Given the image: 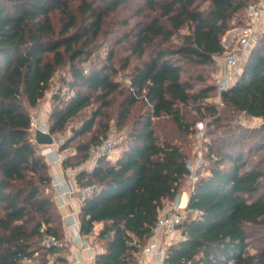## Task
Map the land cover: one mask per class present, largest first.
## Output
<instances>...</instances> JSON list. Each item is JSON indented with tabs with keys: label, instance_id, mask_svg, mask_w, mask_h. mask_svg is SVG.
<instances>
[{
	"label": "trees",
	"instance_id": "obj_1",
	"mask_svg": "<svg viewBox=\"0 0 264 264\" xmlns=\"http://www.w3.org/2000/svg\"><path fill=\"white\" fill-rule=\"evenodd\" d=\"M257 1L0 0V264H69L50 166L31 132V109L63 70L66 92L60 86L51 97L52 136L99 103L60 145L65 151L80 139L62 160L65 170L82 165L104 140L99 132L109 129L114 96H121L122 119L142 109L121 154L103 155L76 175L80 186L97 184L78 213L82 236L100 224L95 239L103 250L94 264H135L166 200H176L188 178L197 154L190 137L206 117L207 171L192 185L181 238L167 247L163 263L264 264V127L234 122L239 115L264 119V34L222 94L223 109L211 101L223 36L236 19L245 25L247 7ZM123 10L128 14L114 21L123 28L115 44L130 56L119 66L114 49L101 59L95 45L108 36L107 18ZM126 69L129 85L115 79ZM48 234L62 245L45 247Z\"/></svg>",
	"mask_w": 264,
	"mask_h": 264
},
{
	"label": "rangeland",
	"instance_id": "obj_2",
	"mask_svg": "<svg viewBox=\"0 0 264 264\" xmlns=\"http://www.w3.org/2000/svg\"><path fill=\"white\" fill-rule=\"evenodd\" d=\"M127 14H128V11L123 10L119 14H113L112 16H109L107 18L106 25H105V28L107 29V31L109 30L108 36H106L107 34H105L102 38L103 40L101 39L102 41L95 45L101 59H104V57L108 54L110 49H114L115 50L114 60L119 66L121 65V63L126 57L130 56V51H128L124 45L123 47L121 45L115 44V40L116 38L118 39L123 28L121 27L120 22L115 23L114 21L122 20V18H124ZM243 21L244 23L246 22V15ZM237 22H238V19H236L234 22L235 26L232 27L229 31H227L226 34L223 36V43L225 45L226 51L221 57L217 58V65L213 66V69H211V81L214 82L216 86H218L219 82L224 80V78L230 75H234L233 79H231L230 81V84L232 82H235L237 78L240 76L247 62V58H245V61H243L242 64L237 69H232L228 67L224 62V56L226 55L227 52H229L232 49V46L234 44L235 37L237 35L236 29L240 27L239 25H237ZM131 23H133V21ZM262 34H264V29L260 28L258 31L257 40L255 44L253 45V47L257 45V42L259 41V37L262 36ZM135 62H136L135 58L131 57V63L134 64ZM61 74H67L66 70H63L62 72H58L55 75L51 90L47 92L46 96L43 98V100L39 103L37 107L31 109L32 121H34L38 126H44L48 128V116L52 109L53 101L51 97L53 93L57 92L60 86H63L62 93L66 92V87L62 85V83L59 81ZM129 74H130L129 69L120 70L119 73L115 76V79L122 84L129 85L130 83ZM221 96L222 94L221 95L219 94L218 87H217L216 91L212 93L211 101L215 103L218 110L220 111L223 109ZM113 98H114V102L108 109V111L110 112V120L108 123L109 129L105 133L99 132L100 133L99 136L102 139L111 140L113 143V149L111 153L112 159L116 158L117 156L121 154L128 140L129 132H130V129L132 128V124L134 123V121H136L140 112H142V109L139 107V105H137L133 108L130 118L122 119L119 115V108L117 105L118 101H120L121 99V96H114ZM98 104L99 103H93L92 106L85 108L81 114H79L76 118H74L68 124L67 128L64 131L59 132L58 134H54L53 144L40 145L39 151L45 155L44 158L46 159V161L48 162L50 166L49 171H50V174L52 175L53 181H54V175L51 173V167L54 165L55 162H60V161L62 162L63 158L66 155L74 154L75 146L76 144H78L80 139H76L72 141L69 145L70 147H68L65 151L60 150L59 148L60 145L63 142L70 140V138L73 136L72 129L74 127H78L84 118L90 116L92 111L94 110L95 107L98 106ZM203 109L204 108L202 107L201 111L205 112V110ZM195 110L197 111V109ZM235 121L237 123H240L242 126H245L251 129H258V128L264 127L263 118H248L243 115H239L236 117L234 122ZM209 122H210V117H206L202 120L200 119L196 124L197 131H199V128H203L205 134L203 137H198L197 132H196L195 135L190 137L189 146L191 147V150H192L191 155L193 156L194 153L195 154L197 153L196 156H193V159H191L190 161H195L199 157H202L203 159L204 157L205 144L206 142L211 140V135L206 134L207 128L209 126ZM91 136H92V133H89L85 135L83 139L89 140ZM252 158H256V155L253 154ZM87 161L88 159L77 168H74V169L70 168V171L75 170L77 172V170H79L81 167L83 168L84 166L87 165ZM208 163L209 161L206 159L205 163L203 162L204 167L198 168V170L196 171L197 176L200 173L202 174L207 171V166L205 164H208ZM194 182H195L194 178L188 175V178H186V180H184L180 186V194L178 198L174 201L166 200L164 209L162 211L169 210L181 204V206L183 207V210H182L183 214L187 216L188 211L186 210L185 207H186V204L189 198V193L192 190V185ZM53 187H54V192H55L56 186L53 185ZM65 197H70V195L67 194ZM181 232H182L181 227H178L176 231L162 236V241L164 243V244L162 243L164 251H166L167 247L170 244H172L173 242H176L178 239L181 238V234H182ZM99 246L101 247V245ZM254 250H255L254 247H252L251 251H254ZM142 254H144L143 250L140 253L139 257H137V259L135 260V264H146L145 261L143 260Z\"/></svg>",
	"mask_w": 264,
	"mask_h": 264
},
{
	"label": "built area",
	"instance_id": "obj_3",
	"mask_svg": "<svg viewBox=\"0 0 264 264\" xmlns=\"http://www.w3.org/2000/svg\"><path fill=\"white\" fill-rule=\"evenodd\" d=\"M246 15L247 21L245 25L240 26L236 29L237 35L235 37L232 49L224 56L225 64L232 69H237L242 64V62L245 61V58L248 57L253 48V45L257 40L259 24L264 17V0H259L255 3L250 4L247 7ZM233 77L234 75H230L219 82L217 87L220 95L224 90L229 88L230 81L231 79H233ZM38 129L48 131V128L44 126H38L34 121H32L31 132L35 134ZM204 134L205 132L203 128H199V131H197V136L203 137ZM112 149L113 143L111 140L101 141L100 143L92 146L90 150V157L88 158L86 166H84L83 168L81 167L79 170H77V172L75 170L69 172L70 175L73 176L74 182H64L66 190L63 192V195H76L78 197L76 201L71 200V202L69 203L74 213H79L82 201L97 189V184L80 186L76 181V175L82 169L92 168L101 156L107 155L108 157H111ZM203 162L204 161L202 157H199L195 161H189L188 168L191 171L190 176L194 178V180L197 179L196 171L203 165ZM54 185L57 186L58 183H55ZM182 210L183 207L181 206V204H179L178 206H175L169 210H164L159 214L156 224L153 227V234L150 238V244L143 250L145 253L164 256L165 251L163 249L162 236L176 231L177 228L184 222L186 216L183 214ZM82 237L84 236L80 234V229H78L76 232V238L80 240L79 245L81 246V248H85L87 246L86 244H84V242H82ZM43 245L49 248L52 246H60L62 245V243L55 235L48 234L43 240ZM91 248L94 249L95 252H98L95 245H92ZM68 256L69 264H77L79 262L75 252L70 251Z\"/></svg>",
	"mask_w": 264,
	"mask_h": 264
},
{
	"label": "crops",
	"instance_id": "obj_4",
	"mask_svg": "<svg viewBox=\"0 0 264 264\" xmlns=\"http://www.w3.org/2000/svg\"><path fill=\"white\" fill-rule=\"evenodd\" d=\"M260 28L264 29V17L262 18L259 24V29ZM233 83L234 82H232L230 85H232ZM69 172L70 169L65 170L63 168L61 161L55 162L54 165L51 167V173L54 175L53 185L55 183H58V185L55 187L54 199L63 217L65 236L69 243L68 254L70 251L75 252L79 260L77 264H94L95 255L103 250L102 247H100L96 243V239H95L96 230L98 229L100 224L95 225V229H96L95 233H92L90 236L82 237V242H84V244H86L87 247L81 248V246L79 245L80 240L76 238V232L78 229H80L79 216L77 213H74L72 211V207L69 205L71 200L76 201L78 197L76 195L70 197H65L66 195H63V192L66 190V186L64 182L65 181L71 183L74 182V178L70 176ZM149 244H150V240L146 246H148ZM92 245L96 246L98 252H95L94 249L91 248ZM142 255H143V260L145 261L146 264H164L163 263L164 256H160L158 254L156 255V254L145 253V252ZM67 258L69 261L68 255Z\"/></svg>",
	"mask_w": 264,
	"mask_h": 264
},
{
	"label": "water",
	"instance_id": "obj_5",
	"mask_svg": "<svg viewBox=\"0 0 264 264\" xmlns=\"http://www.w3.org/2000/svg\"><path fill=\"white\" fill-rule=\"evenodd\" d=\"M225 91L226 90H224L222 92V94H224ZM35 141L39 145H50V144H53L54 143V137L50 134V132L44 131L42 129H38L35 132ZM186 173L188 175H190V173H191V171H190V169L188 167L186 169ZM183 235H184V233H183Z\"/></svg>",
	"mask_w": 264,
	"mask_h": 264
}]
</instances>
